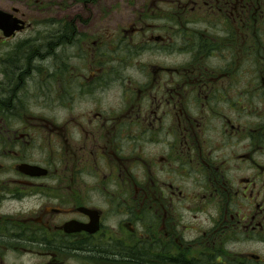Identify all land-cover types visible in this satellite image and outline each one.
Segmentation results:
<instances>
[{"label": "flooded vegetation", "instance_id": "1", "mask_svg": "<svg viewBox=\"0 0 264 264\" xmlns=\"http://www.w3.org/2000/svg\"><path fill=\"white\" fill-rule=\"evenodd\" d=\"M104 2L0 0V264H264V0Z\"/></svg>", "mask_w": 264, "mask_h": 264}, {"label": "rangeland", "instance_id": "2", "mask_svg": "<svg viewBox=\"0 0 264 264\" xmlns=\"http://www.w3.org/2000/svg\"><path fill=\"white\" fill-rule=\"evenodd\" d=\"M128 1L129 0H105L103 5L96 6V11L104 10L107 14L127 13L130 7Z\"/></svg>", "mask_w": 264, "mask_h": 264}, {"label": "water", "instance_id": "3", "mask_svg": "<svg viewBox=\"0 0 264 264\" xmlns=\"http://www.w3.org/2000/svg\"><path fill=\"white\" fill-rule=\"evenodd\" d=\"M0 19L1 21H4L6 19V16H1Z\"/></svg>", "mask_w": 264, "mask_h": 264}]
</instances>
